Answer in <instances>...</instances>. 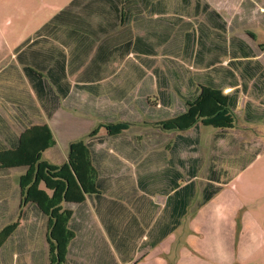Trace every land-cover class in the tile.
Segmentation results:
<instances>
[{
  "label": "trees",
  "instance_id": "16d2710c",
  "mask_svg": "<svg viewBox=\"0 0 264 264\" xmlns=\"http://www.w3.org/2000/svg\"><path fill=\"white\" fill-rule=\"evenodd\" d=\"M109 1L112 9L104 16L101 12L104 0H72L33 39H29L17 49V60L23 66L26 77L38 95L43 94L40 91L42 86L46 96L58 93V98L64 99L71 89L66 73L67 56L63 49L53 44L48 45V34L59 28L80 31L93 30L96 27L115 29L120 22L121 1ZM192 1L180 0L179 4L183 8L181 11L191 8ZM162 2L164 0H159V5ZM95 8L98 10L95 11ZM115 9L116 12L113 13ZM194 12L196 17L202 19L184 21L182 17L176 15L166 18L163 13L156 19H147L142 12L133 17L137 28L151 29L156 26L155 24L161 28L153 37L158 44L155 42L151 50L140 45L150 40V35L136 38L134 49L137 53L158 55L155 47L165 43L166 32H169L170 37L173 30L177 31L174 35L176 41L174 52H164V57L168 59L167 63L173 64L174 68L166 63L168 74L161 72V75L159 70L155 69L158 79L156 83L157 87L161 84L167 87L170 79H173L175 84L185 85L189 90L187 94L182 95L184 99L182 110L171 113L163 108L167 112L160 116L159 127L164 132L176 133L169 143H165L167 146L160 150L146 147L132 150L135 153L133 157H139L140 160L143 157L138 166L140 170H145L141 182H145L149 193L166 197L165 208L174 217V226L164 229L162 231L164 236L177 229L180 219L187 213L195 199V178L204 166V158L201 156L202 129L204 127L214 129L212 141L213 148L216 149L218 142L225 138L226 133L235 128V113L239 109L242 94L251 93V97L264 103L262 59L264 44H259L257 48L243 37L229 36L228 20L204 0H195ZM93 15L101 18H108L109 15V21L106 20L109 25L95 26ZM235 19L237 21V18ZM249 37L251 41L257 39L251 33ZM179 57L188 61L189 67L196 72L192 73L189 67L180 65L177 62ZM225 60H228L226 65ZM96 87L87 85L79 86V89L86 90L92 95L96 93L94 92ZM177 90L182 94L179 88ZM159 91L161 107L174 106L175 100L171 101V96L174 98L173 94L166 89L159 88ZM143 102L139 100L138 105L143 110L145 105L148 107L146 116L150 118L152 104H149V100ZM263 103V108H257L250 101L245 104L244 117L247 122H264ZM18 119L22 123V120ZM5 126L8 128V125ZM128 129L129 124L125 122L99 125L91 132L87 142L79 140L70 145L68 160L62 165H54L44 159V152L55 145L53 134L47 125L25 129L20 136H16L15 141H10L1 131L9 145V147L3 145L0 149L1 174L9 175L12 169L26 168V173L19 179L21 207L32 205L35 217L41 214L48 217L47 238L51 245L53 264L65 263L67 248L74 238V232L69 229L72 217L70 207L84 204L87 197L98 196L101 193L97 183L98 173L94 166L95 147L104 141L123 137ZM161 138L164 141L163 135ZM254 151L252 156L255 158L260 149ZM215 160L216 157H213L209 163L208 182L203 188L202 200L198 207L211 201L222 191V186L229 183V179H223L224 173L221 174L218 170ZM249 162L251 156L247 158L246 164ZM153 179L155 182L152 184ZM2 182L6 185L7 192L12 190L10 178L7 179V183ZM19 225L20 222H14L0 231V264H7L5 252L8 239L17 231L23 233V228L19 229Z\"/></svg>",
  "mask_w": 264,
  "mask_h": 264
},
{
  "label": "crops",
  "instance_id": "0c3cea01",
  "mask_svg": "<svg viewBox=\"0 0 264 264\" xmlns=\"http://www.w3.org/2000/svg\"><path fill=\"white\" fill-rule=\"evenodd\" d=\"M120 1V22L115 29H65L66 39L55 42L67 56L66 73L71 89L66 98L59 99L58 93L46 96L42 86V95L35 92L23 66L17 60L19 47L13 54V62L0 66V149L3 145L9 147L2 132L10 141H15L16 136H20L25 129L47 125L53 134L55 145L44 152L45 157L49 151L58 147L56 135L64 130L69 133L78 132L67 139L70 149V145L78 141L74 139L78 137L76 135L88 134L87 130H91L93 124L90 127L89 124L93 117H105L106 120L112 118L111 121H103L104 123H128L129 129L123 137L104 141L95 147L94 166L101 193L87 197L84 204L70 207L72 217L69 229L74 232V238L67 248L68 254L63 264H76L77 259L91 264H195L194 260L203 259L201 253L190 248V239L175 236L186 225L194 200L180 219L177 229L164 236L162 231L174 226V217L165 208L166 197L149 193L145 182H141L145 170H140L138 166L143 157L141 160L133 157L135 153L132 151L138 147L160 150L167 146L161 138L158 123L161 121L160 116L167 112L164 110L170 111V108L164 107L161 110V103L153 104L150 118L144 119L149 109H141L138 101H142L148 90L144 87L148 86V69L157 66L161 53L174 52L176 42L174 36L168 37L169 32H166L165 43L155 47L158 55L137 53L134 49L136 38L150 35L151 39L140 45L151 50L155 42L158 44L153 37L161 28L157 24L151 29L137 28L133 17L142 12V15L152 19L161 16L160 13L169 18L176 15L175 4L171 0H164L165 6H162L159 5V0L153 3L152 0H146L142 9L137 4L138 0ZM204 1L221 14L223 4L226 1L231 2ZM217 3L218 7H215ZM248 3L251 4V0ZM111 9L110 1L104 0L101 10L104 16ZM115 12L116 9L113 13ZM107 17L93 15L94 25H109V22L106 23L110 19L109 15ZM87 85L97 86L94 88L96 93L91 95L88 91L79 89V86ZM150 85L152 93L156 92L158 87L154 88V85L157 83L151 80ZM173 99L171 96L172 102ZM114 110L119 112L118 117H115ZM88 140L89 136L84 139L85 142ZM67 160L56 164L62 165ZM25 173L26 168L12 169L9 175H2L0 171V228L12 224L5 222L13 214L19 217L21 213L22 222L19 221V228H23L21 236H11L8 239L5 259L7 264H17L18 260L21 264H53L51 245L47 238L48 217L41 214L34 217V220L32 205L21 207L19 183L15 182V176L18 175L17 178L20 179ZM199 175L195 178L196 196ZM8 178L12 184L9 192L2 182H6ZM154 182L153 179L151 183ZM219 194L207 203L208 207Z\"/></svg>",
  "mask_w": 264,
  "mask_h": 264
},
{
  "label": "rangeland",
  "instance_id": "374dc122",
  "mask_svg": "<svg viewBox=\"0 0 264 264\" xmlns=\"http://www.w3.org/2000/svg\"><path fill=\"white\" fill-rule=\"evenodd\" d=\"M70 1L72 0H0V66L12 63L15 50L29 39L34 38ZM145 1L138 0L137 4L143 9ZM154 1L152 0V3ZM171 1L175 4L176 16L182 17V20L199 21L202 19V17H196L194 12L195 0L192 1L191 8H186L183 11L179 4L180 0ZM249 1H226L222 6V14L230 26L229 36L243 37L258 48L259 44H264V0H251V4L248 3ZM218 3L215 4V7H218ZM162 6H165L164 2H162ZM156 7L158 8L157 4ZM146 18L151 19L150 16H146ZM64 31L65 29L61 28L53 29L47 36L49 38L48 45H55V42L65 40ZM176 32L173 30L171 35H176ZM249 33L256 36V41H251ZM164 56L165 54L161 53L158 58L159 65L148 69L149 71L146 73L148 86H144L148 90L141 100L144 101L143 103L149 100V104L152 105L161 103L159 88L166 89L174 96L175 104L169 108L171 113H175L183 108L182 95L184 96V93L187 94L189 91L185 85L175 84L174 80L170 79L167 87L161 84L156 92L152 93L150 90L151 80L158 82L155 69L159 70L160 75L161 72L168 74L165 68L168 59ZM262 59H264V55ZM177 62L180 65H185L186 68L189 67L188 61L181 57L177 58ZM227 63L228 60H225L224 65ZM171 65L168 64L169 67L174 68V65ZM189 69L192 73L196 72L191 66ZM155 87L157 85H154ZM178 88L182 94L178 93ZM249 101L254 103L257 108H263V101L251 97V93L242 94L239 99V109L235 113V128L229 130L225 138L218 142V148H213V128L204 127L201 132V156L204 158V166L199 175L197 196L194 199L186 225L175 235L177 238L190 239L192 242L190 248L201 253L203 259L194 260L195 264H264V122L249 123L245 120L244 107ZM147 108L145 105V110ZM163 108L161 107V110ZM119 112L114 110L115 117H118ZM108 119L110 120L100 116L93 117L89 127L92 124L93 126L91 130H87L88 134H78L76 135L78 137L74 139L84 140L95 128L104 123L103 121H111L112 118ZM144 119H148V117L145 116ZM80 130L82 131L81 128ZM77 133H69L64 130L60 132V135H56L59 142L58 147L49 151L44 159L54 165L66 161L69 155L67 139ZM83 135L86 136L83 137ZM161 135L164 136L165 144L169 143L176 133L164 132L161 129ZM258 148L260 152L254 158L252 155ZM249 156H251V162L246 164ZM213 157H216L215 162L218 170L221 174L224 173L223 179H229V183L223 185V190L209 207L206 204L201 208L198 207L199 201L202 200L200 199L201 191L208 182V167ZM17 177L18 175L15 176V182L18 184L19 178ZM161 200L163 201L162 197ZM32 216L34 219L33 211ZM19 221L22 222V213L19 217L17 214H13L5 223ZM2 229L3 227L0 228V231ZM21 235L22 233L17 231L14 236ZM77 260L76 264H91L88 261ZM21 263L20 260L17 261V264Z\"/></svg>",
  "mask_w": 264,
  "mask_h": 264
}]
</instances>
